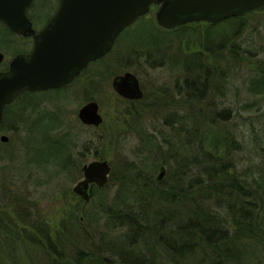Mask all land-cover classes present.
I'll return each instance as SVG.
<instances>
[{
    "label": "rangeland",
    "instance_id": "374dc122",
    "mask_svg": "<svg viewBox=\"0 0 264 264\" xmlns=\"http://www.w3.org/2000/svg\"><path fill=\"white\" fill-rule=\"evenodd\" d=\"M154 11L153 7L142 16L144 20L155 21ZM139 19L122 31L108 55L93 64L90 84L77 82L66 92L45 94L41 107L52 116L58 115L54 120L41 115L34 120L28 119L22 111L24 121L16 129L18 116L7 111L1 133L8 140H0V218L10 216L16 229L27 224V216L33 221L42 219L51 226L62 221L67 210L76 204L77 195L72 188L82 179V166L92 160L105 159L111 166L107 184L99 188L105 189L109 201L121 189L123 180L120 178L126 172H140L139 182L143 178L149 181L148 176L152 174L155 180L161 166H154L163 162L165 175L162 179L169 182L177 164L168 153V144L174 150L186 152L189 149L188 129L200 121L198 111L205 113L201 131L208 129L219 133L226 128L241 142L243 151L236 156L243 159L244 165L253 156L259 140L264 144V93H255L251 82V78L261 72L259 68H264V53L252 56L244 52L247 49L255 52L264 46V10L243 18L244 31L229 45L237 52L234 58L227 46L215 49L227 41L228 23L191 22L187 24L193 25L184 33L171 35L173 43L170 46L163 39L155 46L152 43L153 48L165 50L162 52L167 58L162 65H158L159 62L150 65L140 52L133 51L136 43L132 31L142 23ZM24 47L22 40L8 34L0 25V51L4 55L0 67ZM177 54H181L179 60ZM196 54L203 59L195 57ZM200 61L204 64L200 65ZM127 71L139 80L142 98L127 100L112 88L113 76ZM200 90L203 100H191L190 95ZM25 98L27 95H23L21 101ZM89 100L99 106L103 120L98 126L83 125L77 118L78 108ZM222 110L225 112L220 113L211 126L208 121L214 120V111ZM49 123H57V127L51 128ZM61 134L69 137L68 140L60 139L66 147L64 150L54 143ZM70 149L72 165L62 168L57 164ZM131 166L134 168L128 169L130 172L125 170ZM126 199L133 202L132 197ZM18 206L23 210L18 212ZM84 207L87 215L97 209L91 202ZM68 229L75 231V228ZM103 231H107L104 219L97 224L92 218L86 219L80 236L87 232L89 242L97 245ZM107 233L112 239L123 238L126 229ZM2 260L0 257V263Z\"/></svg>",
    "mask_w": 264,
    "mask_h": 264
},
{
    "label": "trees",
    "instance_id": "16d2710c",
    "mask_svg": "<svg viewBox=\"0 0 264 264\" xmlns=\"http://www.w3.org/2000/svg\"><path fill=\"white\" fill-rule=\"evenodd\" d=\"M258 10H264V6L242 16L208 23H228L227 41L215 49L229 47L244 31L243 18ZM139 20L144 23L132 31L136 43L133 51L140 52L150 65H157V62L162 65L167 58L162 52L165 50L152 47L153 42L155 46L163 39L170 46L173 43L171 35L184 33L193 25L168 30L159 27L153 19L141 17ZM228 50L231 58L237 55L231 47ZM244 52L255 56L264 53V46L255 52L250 49ZM195 57L203 59L200 54ZM180 58L181 54H177L176 59ZM199 64L204 63L200 61ZM259 69L261 72L251 78L252 88L257 91L255 93H264V68ZM192 98L203 100L202 90L191 94ZM224 112L214 111V120L208 121L210 125ZM198 113L200 121L194 122L187 134L189 144H195L194 147L189 145L183 152L168 144V153L177 164L169 182L165 183V178L154 180L153 174L148 176L149 181L143 178L139 182L140 172H130L128 169L134 168L131 166L125 169L130 173L120 178L123 181L115 198L109 201L104 188L92 185L89 201L75 196L76 204L58 224L51 226L42 219L33 221L27 216V224L22 223L23 228L16 229L10 216L0 218V257L3 259L0 264H264V144L259 140L253 156L244 165L243 159L236 156L243 148L235 135L226 128L219 133L208 129L201 131L205 113ZM16 115L14 128L18 129L24 120L22 111ZM51 123V128L57 127V123ZM61 138L68 140L69 137L61 134L54 142L64 150ZM70 151L57 165L62 168L72 165ZM128 197H132L133 202H129ZM89 202L97 205L92 215H87L83 208ZM16 210L20 212L23 208L18 206ZM91 218L95 224L104 219L108 232L125 228L126 234L123 238L112 239L103 231L95 245L89 242L87 232L80 236L84 221ZM68 228H75V231ZM87 243L90 246H86Z\"/></svg>",
    "mask_w": 264,
    "mask_h": 264
},
{
    "label": "water",
    "instance_id": "95a60500",
    "mask_svg": "<svg viewBox=\"0 0 264 264\" xmlns=\"http://www.w3.org/2000/svg\"><path fill=\"white\" fill-rule=\"evenodd\" d=\"M32 1L0 0V22L17 34L33 36L31 52L15 55L8 69L0 71V126L5 105L19 94L70 83L90 61L105 56L117 36L153 6L156 24L168 30L191 22L215 23L264 6V0H60L55 15L35 33L26 16ZM3 59L0 52V63ZM112 88L127 99L143 96L137 77L128 71L114 77ZM78 117L94 126L103 120L95 101L84 104ZM0 140L6 142L8 137L0 134ZM81 170L82 179L72 191L87 201L91 185L107 184L111 166L105 159L92 160ZM164 175L161 166L157 179Z\"/></svg>",
    "mask_w": 264,
    "mask_h": 264
},
{
    "label": "flooded vegetation",
    "instance_id": "af4514ba",
    "mask_svg": "<svg viewBox=\"0 0 264 264\" xmlns=\"http://www.w3.org/2000/svg\"><path fill=\"white\" fill-rule=\"evenodd\" d=\"M59 6H60V0H33L30 3L29 7L26 10V16H27V19L30 21L31 26H32L31 28L35 31V33H38L50 21V19L58 11ZM0 25L7 31L8 34L19 38L20 40H22L25 43V47L23 49H21L23 51L18 52L15 55L20 54V53H30L31 52V50L33 48V36L32 35L17 34L13 31H11L2 22H0ZM120 34L115 39L111 50L106 55H108L113 50V48L115 46V42L119 38ZM105 56H103L100 59H97L96 61H90L87 64V66L81 70L79 75H77L70 83L65 84L59 88L22 92L16 98H14L9 104L5 105V107L3 109V116H4L5 111H9L10 114L12 112L14 115L17 114L18 111L19 112L23 111L26 113L25 118H28V119L31 118L32 120H34V118L38 117L39 115L51 117V118L58 117V115L52 116L51 113H49L48 111L44 110V108L41 107V103H42L41 101H44L43 98H44L45 94H47L49 92L50 93H55V92L58 93L60 91L66 92V90L69 87H71L72 85H74L77 82H80V84H82V82H85L86 84H90L93 80V75H92V72L90 70L91 67L93 66V64L95 62L101 61ZM9 61L4 67H0V71H6L8 69ZM118 75H120V74H118ZM115 76H117V75L113 76L112 81H113ZM139 85H140V83H139ZM23 95H27V98H25L23 101H21V97ZM38 95L40 97H38ZM32 97L37 98V99H33ZM125 99H127V98H125ZM127 100H134V99H127ZM90 101H93V100L86 101L84 104H86ZM84 104L80 105V107L78 108L77 113H76L79 121H80V119L78 117V112H79V109ZM83 125H84V123H83ZM1 130H2V125L0 126V134H2ZM89 194H90V189H89Z\"/></svg>",
    "mask_w": 264,
    "mask_h": 264
}]
</instances>
